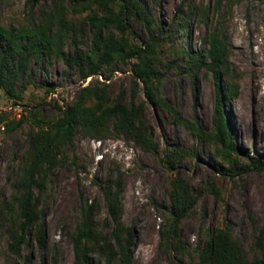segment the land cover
I'll return each mask as SVG.
<instances>
[{"label":"rangeland","instance_id":"obj_1","mask_svg":"<svg viewBox=\"0 0 264 264\" xmlns=\"http://www.w3.org/2000/svg\"><path fill=\"white\" fill-rule=\"evenodd\" d=\"M138 1L149 12L151 30L135 12L130 22L135 33L127 37L131 45H155L163 76L161 83L152 84L155 94L206 132L214 131L218 100L206 66L208 51L213 38L226 45L223 84L228 92L223 100L240 154L232 155V166L214 143L148 97L149 89L131 72L134 59L117 61L102 75L87 79L67 65L64 57L91 50L94 29L88 16L103 14L95 0H0V25L7 29L50 24L56 35L58 19L67 24L53 54L32 59L31 77L16 83V97L8 98L0 86V114L7 121L25 118L12 131L0 125V264H74L73 237L83 205L95 203L100 235L114 229L103 191L111 183L122 186L121 221L136 234L131 264H197L198 248L217 228L239 241L246 260L260 256L256 237L264 227V167L250 159L264 161V0ZM113 6L119 11V4ZM87 87L112 103L121 96L128 104L142 105V123L156 151H145L119 135L114 123L103 140L77 133L73 146L63 150L49 173L46 189L36 190L39 219L46 228L44 246L32 235L29 245L14 254L7 230L14 221L16 183L30 148V132L39 122L60 116L56 102L72 104ZM92 96L89 104L97 102ZM176 182L187 184L200 199L173 229L170 193ZM95 259L104 262L98 255Z\"/></svg>","mask_w":264,"mask_h":264},{"label":"trees","instance_id":"obj_2","mask_svg":"<svg viewBox=\"0 0 264 264\" xmlns=\"http://www.w3.org/2000/svg\"><path fill=\"white\" fill-rule=\"evenodd\" d=\"M95 3L102 8L103 14L88 16L94 29L91 50L88 53L78 50L74 57H64L67 65L77 67L81 77L87 79L102 75L104 68L117 61L128 62L134 59L131 72L136 82H141L149 89L146 92L148 97L154 99L179 122L195 131L200 138L214 143L220 156L233 166L232 155H239L241 149L234 141L232 122L225 112L223 100L224 93L228 92L223 84L226 45L213 38L208 51L210 61L206 66L214 77L218 100L213 118L214 131L206 132L184 119L181 112L169 101L155 94L152 84L161 83L163 78L158 68L159 59L155 45H131L129 42L127 34L135 33L130 24L135 12L151 30L148 10L138 0H95ZM115 4L120 5L119 11L113 8ZM58 25L60 30L56 35L52 34L50 24L13 30L0 25V86L8 98L16 97L15 85L18 81L31 77L29 73L33 58L42 59L53 54L55 44L61 40L67 26L61 19H58ZM113 72L114 69L110 70V74ZM51 89L55 90L54 87ZM92 91L88 87L83 88L77 100L69 105L61 106L56 102L60 116L51 121L39 122L36 130L30 132V148L16 183L18 196L14 199V221L7 230L9 250L14 254L29 245L32 235L40 247L44 246L46 228L45 223L39 219L36 190L43 192L46 189L49 173L56 167L63 150L73 146L77 133L103 140L111 135V123H114V129L119 135H126L145 151H156L154 139L142 123V105L137 106L134 102L128 104L121 96L112 103L96 90L93 94L97 102L89 104V98L93 97ZM234 92L236 93L235 90ZM7 119L4 113L0 114V125L4 124L8 131L18 128L25 121V118L18 121ZM250 163L256 167H264V161L258 159H250ZM231 169L228 172H231ZM116 185L111 183L103 189L108 213L114 224L110 235L102 236L97 231L95 203L82 206V221L73 237L74 264H131V250L136 243V234L121 221L122 186L120 183ZM199 199L200 195L194 194L187 184L174 183L170 193L173 229H177L192 213ZM256 247L260 256L248 261L239 241L234 240L225 229L217 228L213 231L211 239L198 248L197 264H264V227L256 237ZM95 255L104 259V262L96 261Z\"/></svg>","mask_w":264,"mask_h":264},{"label":"bare ground","instance_id":"obj_3","mask_svg":"<svg viewBox=\"0 0 264 264\" xmlns=\"http://www.w3.org/2000/svg\"><path fill=\"white\" fill-rule=\"evenodd\" d=\"M252 103L254 104V100H253V98H252ZM260 103H262V102H260ZM259 104V103H258ZM255 106V105H254ZM261 106V105H260ZM259 107V106H258Z\"/></svg>","mask_w":264,"mask_h":264}]
</instances>
